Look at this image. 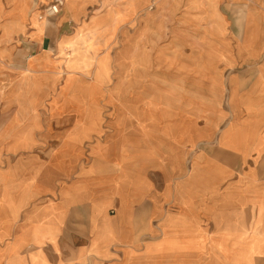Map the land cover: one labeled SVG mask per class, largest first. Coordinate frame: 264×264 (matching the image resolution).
Masks as SVG:
<instances>
[{
	"label": "crops",
	"instance_id": "crops-1",
	"mask_svg": "<svg viewBox=\"0 0 264 264\" xmlns=\"http://www.w3.org/2000/svg\"><path fill=\"white\" fill-rule=\"evenodd\" d=\"M101 1L30 0L0 45V264H264V0H136L123 71L70 106L58 44Z\"/></svg>",
	"mask_w": 264,
	"mask_h": 264
},
{
	"label": "rangeland",
	"instance_id": "rangeland-1",
	"mask_svg": "<svg viewBox=\"0 0 264 264\" xmlns=\"http://www.w3.org/2000/svg\"><path fill=\"white\" fill-rule=\"evenodd\" d=\"M8 6L12 5V10L9 9L0 16V45L13 44L15 47L22 48L26 45V36L21 33L26 29L24 17L29 9L30 0H7ZM11 1V3H10ZM33 7L36 9L46 10L51 9L48 13L53 14L56 7L57 0H49L48 4L39 5L33 0ZM70 1V0H65ZM106 1L102 0L100 3L101 8H105ZM138 10L136 0H116L112 7H107L106 12H112V19L109 25L96 31H80L76 32L70 40L60 41L58 44L57 56L64 59L65 69V82L61 87V93H65L66 98L69 100L70 106L86 107L82 98L85 95H94L101 93V88L111 82L110 75V59L113 63V73H117L122 69V64L125 61V54L122 37L114 34L119 25L131 17ZM17 15V20L5 19L10 15ZM129 34L136 38V29L138 28V21L135 19L129 26ZM124 33L126 30L123 31ZM135 34V35H133ZM111 38V43H109ZM135 38L129 41L130 45L136 43ZM67 46L69 52H65ZM111 49V51H110ZM137 54V52H134ZM21 55V53H20ZM30 53L23 52L19 60H25ZM130 63V62H129ZM20 65V64H19ZM20 70V67H19ZM30 74L33 80H37L38 76L42 74H32L30 71L21 72L20 75ZM120 84L113 86L112 93L120 95ZM120 102V100H119Z\"/></svg>",
	"mask_w": 264,
	"mask_h": 264
}]
</instances>
